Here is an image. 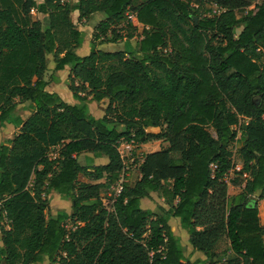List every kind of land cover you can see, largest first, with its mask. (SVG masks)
I'll list each match as a JSON object with an SVG mask.
<instances>
[{
	"label": "trees",
	"instance_id": "obj_1",
	"mask_svg": "<svg viewBox=\"0 0 264 264\" xmlns=\"http://www.w3.org/2000/svg\"><path fill=\"white\" fill-rule=\"evenodd\" d=\"M72 11L103 15L83 57ZM123 38L137 39L131 52L96 48ZM47 56L69 68L79 105L46 90ZM87 100L106 105L102 118ZM27 102L32 114L0 144V264H194L171 218L208 264H264V0H0V125ZM131 140L167 146L140 158L109 211L101 194ZM87 153L107 163L82 166ZM51 192L70 214L48 216ZM152 194L167 210L141 208Z\"/></svg>",
	"mask_w": 264,
	"mask_h": 264
},
{
	"label": "rangeland",
	"instance_id": "obj_2",
	"mask_svg": "<svg viewBox=\"0 0 264 264\" xmlns=\"http://www.w3.org/2000/svg\"><path fill=\"white\" fill-rule=\"evenodd\" d=\"M37 2H39L40 0H36ZM259 0H255V2H257ZM65 2H67V4L69 5V7L71 9H73L76 5H77V0H65ZM205 10H210L212 13H217V9L214 6H206ZM207 12H204L203 15H206ZM242 16H244L243 13H237V17L241 18ZM71 20L72 22L75 24L76 28L81 31L83 33V43L81 45V47L79 49L76 50V54L80 57L86 56L89 54L92 45H93V41H92V35H93V31L95 29V27L97 26V24L99 23L100 20H103V15L102 14H96L93 17L89 18L86 22H82L78 20V15L76 14V11H72L71 15ZM37 18V17H36ZM125 24H122L118 27L117 30H119L121 32V34L125 35L126 32V28H125ZM138 33H141V30H138ZM236 35L239 33V30H236ZM137 39H126L123 38L120 41H118L117 43H106L104 45H99L96 48L97 49H102L105 51H125V52H131L135 46ZM67 69V68H66ZM61 71V72H55L54 71V62H53V57L52 56H47V71L45 73L44 79L46 81L49 82V85L51 83H63V87L66 86L68 92L69 88V81H68V72L67 70ZM59 76V81L57 79H55L56 77L58 78ZM52 79H55L56 81H53ZM61 79V80H60ZM65 89V87H64ZM66 93V92H65ZM71 93V92H70ZM72 94V93H71ZM59 96V95H58ZM60 97V96H59ZM67 97L64 96L63 94V98L62 100L65 102L64 99H66ZM70 99V97H69ZM70 102L75 104V105H79V101L75 100L73 98V96L70 99ZM87 105L90 111V114H92L95 117L98 116H102L104 115V111L106 108V105L104 103H96L93 102L91 100H87ZM32 109V105H28V104H24L23 103H18L17 104V109L15 111V113L12 115L14 116V118L16 119V123H19L20 121H22V117H27V115L29 113L32 114L33 109ZM247 122V120H240L239 123V129L242 128V126ZM122 127L119 128V130H121ZM156 132V131H155ZM1 133V131H0ZM1 135L0 134V141H1ZM4 136V134L2 135ZM10 136V135H8ZM13 138V137H12ZM9 140V139H8ZM148 146L146 147H142V145H138L137 146V153L138 156H140V158H142V156L146 153H150V152H155V151H159L160 149L164 148L167 146L166 143L164 142H150L147 144ZM239 148L238 144H234L231 147V151L233 153V161L236 164V169H239L241 167L240 165V159L237 153V150ZM85 157H81L79 159V164L86 166L88 168H92L95 166H99L105 163V161H100L97 160L95 157V159L90 156L87 157V160L84 159ZM107 162V161H106ZM137 172H133L131 173L130 177H129V181L130 184H132L136 179H137ZM229 178H234L233 173L230 174ZM79 180L81 182H89L87 179H85L83 176L79 177ZM239 193V189L236 188H229V195L233 196L235 194ZM103 196V193L101 194V198ZM256 196H253L252 198V203L254 202V200L256 199ZM48 203H49V209H48V216L49 217H55L56 213H61V211H65L66 213L70 214L71 210H72V205L70 201L64 202L62 204V199L65 201L66 199H64L62 196H59L58 194L51 192L49 195L46 196ZM159 205H164L165 208H167V206L164 204L163 200L159 197V194H152L151 197L149 199H145L143 201V205H142V209H152L154 211L157 210V208L159 207ZM259 206L258 205V214H259ZM109 208V207H108ZM261 211L263 212V209L261 208ZM59 215V214H57ZM68 226L70 227V223L69 221H67ZM169 226L173 232V234H175V236L179 239V243L181 246H183V251H184V255L185 257H187V259L192 258V260H197V263L200 262L202 260L203 257V263L201 264H208L206 258L204 257V255L200 252H190V249H188L190 247L189 242H188V233L187 231L182 227L179 219L173 218L170 219L169 221ZM0 245H1V241H0ZM191 248V247H190ZM226 245H222V247L220 249H218V252H222L225 251L226 252ZM201 254V255H198ZM226 257V255L224 256ZM196 264V263H195Z\"/></svg>",
	"mask_w": 264,
	"mask_h": 264
},
{
	"label": "crops",
	"instance_id": "obj_3",
	"mask_svg": "<svg viewBox=\"0 0 264 264\" xmlns=\"http://www.w3.org/2000/svg\"><path fill=\"white\" fill-rule=\"evenodd\" d=\"M76 14L78 15V12L76 11ZM94 15H96V14H94ZM94 15H92L91 17H93ZM90 17V18H91ZM87 20H82V22H86ZM101 21V20H100ZM99 21V22H100ZM67 70V72H69V68H67L66 69ZM68 74V73H67ZM55 79H57L58 81H59V76H58V78L56 77ZM61 80V79H60ZM64 87H65V89H64ZM63 87V83H60V84H57V83H51L50 85H48L47 87H46V90L47 91H49V92H53V93H56L57 95H59L60 96V98L62 99L63 98V94H64V96H66L67 98L66 99H64L65 100V103H68V104H70V105H75V104H73V103H71L70 102V99H71V97H72V94L70 93V92H68V90H67V88H66V86H64ZM66 92V93H65ZM69 97H70V99H69ZM24 104H28V105H32L31 103H29V102H27V103H23V105ZM16 109H17V106H16V108H15V110H14V112L12 113V115L15 113V111H16ZM31 111H32V109H31ZM10 116V119L7 121V122H5L4 124H2V125H0V131H1V133L0 134H4V136H2L1 135V141H0V144L1 143H3L4 141H6V140H8V139H11L14 135H16L17 133H18V131L20 130V128H21V125H22V123L31 115V113H29L28 115H27V117H22L23 119H22V121H20L19 123H16V119L14 118V116ZM103 117V115L102 116H98V117H96V118H102ZM8 135H10V136H8ZM146 146H148L147 144H145V145H142V147H146ZM156 152V151H155ZM150 153H153V152H150ZM146 154H149V153H146ZM90 156H92L93 158L95 157L94 155H92V154H80L78 157H77V161L79 162V159L81 158V157H85L84 159L85 160H87V157H90ZM97 160H100V161H105V163L104 164H102V165H105L107 162V159L105 158V157H95ZM94 158V159H95ZM83 166V165H82ZM230 188H232V187H230ZM68 200H63L62 199V204L64 203V202H67ZM143 201L144 200H142L141 201V208H142V205H143ZM164 202V201H163ZM258 205H260L259 206V214H258V218H259V223H260V225L261 226H263L264 227V200H262V201H259V203H258ZM159 206H161V207H163L164 209H166L167 210V208H165V206L164 205H159ZM261 208L263 209V212L261 211ZM145 210H152V209H145ZM65 212V211H64ZM63 211H61V213H56V216H57V214H62V213H64ZM171 219H173V218H171ZM170 221V220H169ZM169 223V222H168ZM175 235V234H174ZM188 238H189V236H188ZM181 247H183V246H181ZM183 249V248H182ZM188 249H190V252L189 253H192V252H194L193 250H192V248H188ZM196 253V252H195ZM198 255H201V254H198ZM184 257H185V255H184ZM185 259H187V257H185ZM204 259H203V257H202V260L200 261V262H198L197 263V260H192V258H189V261L191 262V263H196V264H201V263H203L204 261H203Z\"/></svg>",
	"mask_w": 264,
	"mask_h": 264
},
{
	"label": "built area",
	"instance_id": "obj_4",
	"mask_svg": "<svg viewBox=\"0 0 264 264\" xmlns=\"http://www.w3.org/2000/svg\"><path fill=\"white\" fill-rule=\"evenodd\" d=\"M131 17L129 18L131 19ZM137 146L138 145L134 142V140L129 142L121 141L118 145L117 150L120 156L122 167L118 174L117 180L109 186L101 198L103 207L109 211L111 210L112 204L123 192L124 185L128 181L131 173L137 172L138 174V168L141 160L136 151Z\"/></svg>",
	"mask_w": 264,
	"mask_h": 264
},
{
	"label": "water",
	"instance_id": "obj_5",
	"mask_svg": "<svg viewBox=\"0 0 264 264\" xmlns=\"http://www.w3.org/2000/svg\"><path fill=\"white\" fill-rule=\"evenodd\" d=\"M195 21H196V19H195ZM258 100H259V97L258 96H256V97L253 98V102L255 104H258Z\"/></svg>",
	"mask_w": 264,
	"mask_h": 264
}]
</instances>
